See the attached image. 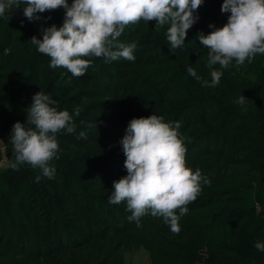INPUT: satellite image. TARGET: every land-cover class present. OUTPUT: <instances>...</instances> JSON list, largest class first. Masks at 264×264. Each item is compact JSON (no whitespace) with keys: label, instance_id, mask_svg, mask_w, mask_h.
<instances>
[{"label":"trees","instance_id":"1","mask_svg":"<svg viewBox=\"0 0 264 264\" xmlns=\"http://www.w3.org/2000/svg\"><path fill=\"white\" fill-rule=\"evenodd\" d=\"M222 3L204 0L199 20L174 53L168 25L143 20L128 25L118 39L137 43L135 61L82 57L91 61L82 77L49 67L50 58L30 42L34 35L42 39L43 27L62 25L63 8L35 22L22 8L0 18V137L8 160L0 169V264H128L126 246L148 248L152 264H264V252L254 247L257 240L264 242V54L250 63L233 60L220 83L207 86L209 49L197 34L227 22ZM189 65L202 80L187 74ZM225 81L237 89L228 101L221 90ZM39 91L56 100L58 110H67L76 125L71 134H57L53 179L39 168L24 164L13 170L9 163L12 125L26 121ZM240 96L246 97L243 105L235 103ZM152 114L180 123L187 166L199 168L211 182L201 181L199 196L179 220V233L151 214L137 227L128 219L126 202L108 203L113 181L127 175L125 157L98 155L89 147L119 143L132 118Z\"/></svg>","mask_w":264,"mask_h":264},{"label":"clouds","instance_id":"2","mask_svg":"<svg viewBox=\"0 0 264 264\" xmlns=\"http://www.w3.org/2000/svg\"><path fill=\"white\" fill-rule=\"evenodd\" d=\"M204 0H0V18L9 19L10 10L22 8L29 22L42 19L41 14L63 8L61 26L52 24L41 29L42 39L35 35L31 44L37 51L50 58L49 67L67 69L73 77H82L91 66V61L82 57L103 58L106 63L124 59L135 61L137 43H123L118 38L125 28L143 20L168 25L166 39L169 50L175 52L185 44L187 32L199 20L198 9ZM221 13L229 14L222 27L205 35L197 34L200 43L209 49L207 67L211 83H220L223 69L233 60L237 64L250 63L256 54H264V0H223ZM45 19H50L47 17ZM23 23V21H21ZM219 65V69L214 68ZM187 74L197 81L202 80L193 66H186ZM70 82V81H69ZM207 84V82H205ZM245 96L235 103L243 105ZM57 101L44 92H37L26 109V121L12 125L9 141L14 160L13 170L28 164L39 168L43 176L53 179L55 167L50 164L59 158L57 134L76 130L72 115L67 110H58ZM80 109L75 110L79 115ZM97 127L89 124L88 127ZM180 123L165 122L163 117L152 114L132 118L119 141L125 156L127 175L113 181L110 204L126 202L131 212L129 221L146 214L163 217L173 233H179V220L189 211L187 205L197 199L201 181L210 185L201 170L193 171L187 166V148L178 133ZM81 137L86 133L81 131ZM5 143L0 140V151ZM40 176L35 178L39 182ZM177 210L179 214H177ZM257 251L264 252V242L257 240Z\"/></svg>","mask_w":264,"mask_h":264},{"label":"rangeland","instance_id":"3","mask_svg":"<svg viewBox=\"0 0 264 264\" xmlns=\"http://www.w3.org/2000/svg\"><path fill=\"white\" fill-rule=\"evenodd\" d=\"M150 26L151 25H149V27ZM146 29H148V26L146 27ZM221 90L224 93L227 101L235 97L237 93V89L231 83L226 82V81L221 84ZM108 97H113L116 102H118L119 100L118 96H116L113 93H111ZM121 106L122 105H119L118 107H121ZM0 140H3V139L0 137ZM89 147L93 148L98 155H104V156L113 157V158L122 157V156L125 157L120 143H116L112 145L93 143V144H89ZM2 152H3V159L0 162V169L8 165L5 147ZM123 253H124V256L128 264H152L150 251L145 246H141L139 248H131L129 246H126L123 249Z\"/></svg>","mask_w":264,"mask_h":264}]
</instances>
